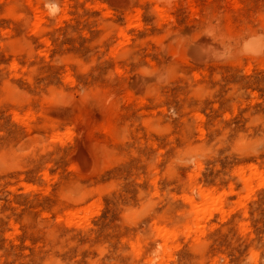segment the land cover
I'll return each mask as SVG.
<instances>
[{
	"label": "rangeland",
	"instance_id": "1",
	"mask_svg": "<svg viewBox=\"0 0 264 264\" xmlns=\"http://www.w3.org/2000/svg\"><path fill=\"white\" fill-rule=\"evenodd\" d=\"M0 264H264V0H0Z\"/></svg>",
	"mask_w": 264,
	"mask_h": 264
},
{
	"label": "bare ground",
	"instance_id": "2",
	"mask_svg": "<svg viewBox=\"0 0 264 264\" xmlns=\"http://www.w3.org/2000/svg\"><path fill=\"white\" fill-rule=\"evenodd\" d=\"M246 186L250 185L249 179H245ZM198 192L201 194L200 203L197 202L195 196L192 194H187V201L191 205V216L185 222L179 223H167V222H156L155 229L158 236L161 237V249L163 252L169 250L173 240L179 234L183 228H188L189 230H198L201 223L206 221L214 210L219 209L223 205L222 195L215 194L212 190H203L197 188ZM81 214V215H80ZM77 216L83 218L87 217V212L82 213L77 209H71L65 213V217L69 222Z\"/></svg>",
	"mask_w": 264,
	"mask_h": 264
},
{
	"label": "clouds",
	"instance_id": "3",
	"mask_svg": "<svg viewBox=\"0 0 264 264\" xmlns=\"http://www.w3.org/2000/svg\"><path fill=\"white\" fill-rule=\"evenodd\" d=\"M245 48H247V45H245Z\"/></svg>",
	"mask_w": 264,
	"mask_h": 264
}]
</instances>
